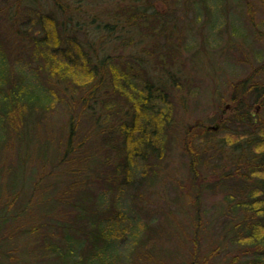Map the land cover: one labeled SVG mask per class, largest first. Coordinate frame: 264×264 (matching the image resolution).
<instances>
[{"label": "rangeland", "instance_id": "1", "mask_svg": "<svg viewBox=\"0 0 264 264\" xmlns=\"http://www.w3.org/2000/svg\"><path fill=\"white\" fill-rule=\"evenodd\" d=\"M64 1V5L69 3L67 12L58 9L50 14L56 18L62 36L64 47H61L65 48V42L70 44L66 38L69 35L74 38L73 49L76 44L82 45L92 58L110 63L108 68L104 65V77L93 88L99 101L107 99L109 104L117 101L116 110L113 108L112 120L106 122L104 118L111 113L103 103L99 102L92 110L85 109V102L92 100L87 99L88 84H82L86 82V72L80 68L82 73L70 83L44 77L45 106H37L25 119L14 123L8 134L0 129V214L8 211L7 215H0V264H63L46 240L49 233L56 243H62V229L58 223L42 217V212L48 216L55 211L61 218H73V209L64 204L58 212L56 205L55 209L50 208L54 205L50 195L61 197V187L72 179L70 171L78 166L77 160L70 159L74 153L67 160L64 156L70 122L73 120L76 125L74 144L82 135L91 136L88 147L91 152L102 150L104 137L94 132L99 129L96 116L107 125L116 126L131 114V97L119 87L122 71L129 72L137 88L151 89L157 103L155 109L164 110L166 118L162 123L164 136L149 159L144 178L135 175L119 190L108 179L107 175H112L110 167L106 169L100 164L98 169L105 174L104 179L94 174L97 191L101 186L100 192L104 193V186L107 183L111 186L107 199L113 207L108 213L118 210L119 201L118 206L129 219L144 226L151 223L152 229L147 232L149 249L164 257L149 261L144 253V256L133 254L129 260L133 264H184L191 252L197 212L200 214L202 209L204 249L217 247L213 250V263L240 264L252 248L225 239L224 229L232 218L225 211L230 187L222 188L219 183L223 172L242 170L240 166H232L229 155L235 148L229 142L244 139L243 127L250 128L251 124L252 129H257L264 123V0ZM16 3L0 0V44L8 52L22 46L14 34L22 23L32 27L30 36L45 35L40 24L46 16L23 3L17 7ZM56 6L59 8V4L51 3L44 12ZM74 10L84 25L81 30L66 31L61 17ZM9 11L18 13L16 19H11ZM134 14L139 16L137 22L131 20ZM96 20L110 23V31L96 33L93 30ZM21 57L27 60L28 54ZM33 61L35 65L39 60ZM13 62L15 72L17 63ZM28 71L35 76L34 70ZM48 87L58 94L54 95ZM134 96L138 97V93ZM249 107L256 111L257 122L235 124L232 117L238 108L242 112ZM102 153L105 158L106 148ZM193 153H199L198 159L202 161L197 156L191 158ZM91 163L96 164L94 160ZM199 164L200 175L194 178L192 168ZM134 173L139 174V170ZM42 175L47 177L35 195L34 191L31 194L32 207L23 212V205L30 202L28 194L32 188L36 189ZM14 193H18L17 202L8 201ZM226 204L221 215L218 210ZM18 212L21 216L14 217ZM40 222L46 225L35 235L30 228ZM120 246L119 264H124L126 242L123 240Z\"/></svg>", "mask_w": 264, "mask_h": 264}, {"label": "trees", "instance_id": "2", "mask_svg": "<svg viewBox=\"0 0 264 264\" xmlns=\"http://www.w3.org/2000/svg\"><path fill=\"white\" fill-rule=\"evenodd\" d=\"M16 2L17 7L18 4L22 5L23 3L30 9H37L46 16L45 21L40 24L45 29V35L43 34L38 38L30 36L28 33L32 27L22 23L21 27L19 26L14 30L15 36L22 44L17 51L8 52L0 44L2 51V56L0 55V129L3 130L4 134H8L15 125L14 123L25 119V116L32 113L37 106H45L47 96L43 91V87L46 86L44 77L61 78L64 82L70 83L75 75L79 72L82 73L79 71L80 68L86 72V82L82 81V84H88L87 99L92 100L85 102V109L91 108L92 110V108H96V104L101 102L109 109V113L114 111L113 108L116 110L117 101L110 104L107 99L99 101L96 90L93 88L94 84L100 82L104 77V65L106 64L108 68L110 63L105 62V59L102 60L103 58L101 59L102 62L92 58L89 53H85L82 45L76 44L73 49L74 38L69 35L66 38L70 44L65 42V48H62L64 47L62 45L63 40L59 34L56 18L51 17L50 14L51 12L57 13L58 9L59 12H67L69 3H66L68 5L62 4L66 2L64 0H16ZM51 3L59 4V8L58 6L51 7L48 12H44V9L48 8ZM74 13L75 10L73 13L61 17L64 18V26H67L65 27L66 31L81 30L84 25L83 20L77 19ZM17 14L16 11H9L11 19H16ZM142 15L145 16V14ZM138 18L137 14L131 16L133 22H137ZM14 24L17 26L15 22ZM93 24V30L96 33L110 31V23L102 24L101 21L96 20ZM95 53L96 51H94ZM22 54H26V56L28 54V59L25 60L26 58L21 57ZM33 60L39 61L33 65ZM13 61L17 63L15 72H12L11 64ZM28 69L34 70L35 76ZM46 72L51 74L46 76ZM119 73L117 72L116 75ZM118 79L121 80V82L119 80V87L123 88L124 92L127 91L132 100L131 114L128 113L129 118L124 123L117 122L116 126L114 123L107 125L104 121L110 122L112 113L107 115L103 121L96 114L87 111L90 113L89 115L98 117L95 122L99 129L96 128L94 132L102 134L104 137L102 150L106 148L105 158H103L104 153L101 149H98L97 152H91L88 148L92 142L91 136H84L83 138L82 135L78 143H75L76 145L73 143V138L77 137V131L74 121L70 122V137L67 138L64 156L67 160L68 157L70 158L69 155L74 153L70 159L77 160L75 162L78 163V166L72 172L70 171L72 179L67 180L61 187L59 191L61 197L55 198L52 197V194L50 195L54 202L50 208L55 209L57 206L55 209L57 211L59 206L64 204L69 209H73V218L70 220L61 218V215L55 211L48 216L42 212V217L52 220L51 223H58L62 229L64 236L62 243H56L49 233L46 240H49L48 244L52 245V249L64 261L63 264H119V248L121 249L120 243L123 240L126 242L124 255L127 257L124 264H133L129 260L133 254L144 256L146 253L144 258L149 261L153 257L164 259L163 255L162 257L159 254L156 256L149 249L147 232L152 229L151 223H146L144 226L129 219L130 216L128 218L124 209L118 206L120 205L119 201V204L116 205L118 210L114 213H108L109 208L113 207L107 199L111 186L107 183L108 185L104 186L106 187L104 193L100 192L101 186L99 191L95 189L94 174L101 176L102 179L105 178V174L103 176L98 169L101 165L106 169L110 167L112 175L108 174V179L113 181L119 190L122 184L131 182L135 175L144 178L147 175V167L149 168V159L154 154L156 146H160L164 136L162 123L164 124L166 120L165 111L155 109L154 106L157 103L152 97L151 89L137 88L132 83L133 80L127 71H122ZM49 89L54 95L58 94L53 88ZM137 93L138 97L134 96ZM234 114L235 117L232 118H235V124L236 121L242 124L249 120L253 123L257 122V113L252 107L247 110L243 109L242 112H239L238 108ZM116 118H119L118 113H116ZM102 123L105 126H102ZM249 126L250 128L243 127L241 130L244 134L243 140L229 142V145L235 148L229 155L232 166L235 168L240 166L242 170L241 173H235L233 169L229 172H223L219 185L222 188L227 187V185L230 187V192L226 196L228 210H225L226 204L224 207L222 205L218 212L222 215L225 210L227 216L232 214L231 220L227 221V225L225 223L227 227V230L226 227L224 229L226 232L224 234L225 239L228 238L232 243L240 244L246 249L252 248L247 251L246 258L240 264H264V123L259 124L257 129H252L251 124ZM247 134L249 135L247 136ZM101 153L102 155H100ZM198 154L193 153L191 158L197 156L198 159ZM93 160L96 164L91 163ZM200 160L201 158L198 159V161ZM197 168H192L194 178L200 175V164L197 165ZM137 169L139 174L134 173ZM78 175H84V177ZM42 176L40 177L41 180L37 182L36 189L33 190L32 188L31 193L28 194L30 196L28 201L30 200V202L23 205V207L25 206L23 212L32 207L33 197L47 177ZM33 191L34 195H31ZM18 198V193H14L9 196L8 201L17 202ZM201 210L200 214L197 212L198 219L193 233L191 252L184 264H214L213 250L217 247L208 249L209 251L205 250L208 247L204 249L201 232H203V225L205 224L202 222ZM3 212H5V214L2 213L3 215L8 214V211L4 210ZM13 216L18 218L21 214L18 212ZM58 218L60 221H56ZM45 225L46 223L42 222L33 224L30 228L31 232L36 235L38 230ZM208 226L206 223V227Z\"/></svg>", "mask_w": 264, "mask_h": 264}]
</instances>
